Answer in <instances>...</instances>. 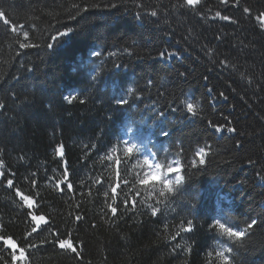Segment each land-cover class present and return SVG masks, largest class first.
Returning <instances> with one entry per match:
<instances>
[{
    "label": "trees",
    "instance_id": "trees-1",
    "mask_svg": "<svg viewBox=\"0 0 264 264\" xmlns=\"http://www.w3.org/2000/svg\"><path fill=\"white\" fill-rule=\"evenodd\" d=\"M0 14V264H264V0H0ZM126 115L167 118L179 183L118 145ZM206 187L231 202L226 226L207 221Z\"/></svg>",
    "mask_w": 264,
    "mask_h": 264
},
{
    "label": "snow or ice",
    "instance_id": "snow-or-ice-1",
    "mask_svg": "<svg viewBox=\"0 0 264 264\" xmlns=\"http://www.w3.org/2000/svg\"><path fill=\"white\" fill-rule=\"evenodd\" d=\"M196 2H197V0H187L188 5H193V4L196 3ZM73 7H77V6L74 5ZM244 11L247 12L248 9H245ZM152 14H153V15H156L155 12H153ZM0 15H2V14H0ZM217 15L219 16L220 14L217 13ZM262 16H264V14H262ZM224 19L227 20V19H229V18H228V17H224ZM5 23H8V21H5ZM261 26L264 27V21H262V25H261ZM69 31H71V29H69ZM25 34H27V33H25ZM25 36H27V35H25ZM20 47H22V48H23V47H27V45L21 44ZM48 47H51V45H48ZM209 51H210V50H209ZM169 55H174V53H169ZM159 56L164 57V56H165V53H164V52H160V53H159ZM94 78H95V77H94ZM205 79H207V78H205ZM132 91H133V90L130 89V90H129V94H131ZM209 92H211V89H209ZM220 95L223 96V93H221ZM126 102H127V101L124 100V99H119V100L116 101V103H117V104H120V105H123V104H125ZM192 109H193V105H192L191 103H188V104H187V111H188V112H192ZM229 131H232V129H229ZM131 150H132L131 148L128 149V151H131ZM200 151L203 152V149H201ZM201 162H202V161H201ZM156 167L159 168L160 165H156ZM175 170H178V169H173V168H171V167L168 169L169 172H172V171H175ZM159 177H160V173H159V172H154V173H150L148 178H149V179H159ZM182 179H183V177H178V178H177V183H179L180 180H182ZM166 181L169 182V184H170V181H168V180H163V183L165 184ZM147 182H148L147 180L143 181V183H147ZM8 184H9V186H12L13 181H12V180H9V181H8ZM169 184H168V185H169ZM68 187L70 188L71 185H68ZM169 191H171L170 188H169ZM29 207H31V205H29ZM112 211L115 212L116 209L113 208ZM173 211H174V210H173ZM153 214H155V210H154ZM31 218H32L33 220H37V221L44 219V217H42V216L38 217V216H35V215H33ZM77 219H80V217H77ZM188 223L191 224V221H189ZM217 223L219 224V222H217ZM253 226H255L254 222H253L252 224H250L248 227H249V229H251ZM34 231H35V229H34ZM236 233H240V235H236ZM178 235H179V233H178ZM227 235H229V236H234V237H238V238H239V237H243V236L245 235V233H244L243 231H233V229H232V234L230 235V234L227 233ZM9 243L11 244L12 247H15V244L12 243L11 238H9ZM60 247H61V248H64V247H65V242H64L63 240L60 241ZM73 251H75V250L73 249ZM229 251H230V250H229ZM20 252H21V255H23V249H21ZM218 255H223V254H222V253H219ZM13 258L16 259V257H13Z\"/></svg>",
    "mask_w": 264,
    "mask_h": 264
}]
</instances>
